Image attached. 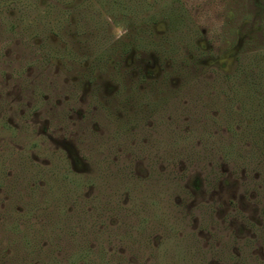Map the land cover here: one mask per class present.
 Instances as JSON below:
<instances>
[{
	"label": "rangeland",
	"instance_id": "rangeland-1",
	"mask_svg": "<svg viewBox=\"0 0 264 264\" xmlns=\"http://www.w3.org/2000/svg\"><path fill=\"white\" fill-rule=\"evenodd\" d=\"M264 0H0V264H264Z\"/></svg>",
	"mask_w": 264,
	"mask_h": 264
},
{
	"label": "flooded vegetation",
	"instance_id": "flooded-vegetation-1",
	"mask_svg": "<svg viewBox=\"0 0 264 264\" xmlns=\"http://www.w3.org/2000/svg\"><path fill=\"white\" fill-rule=\"evenodd\" d=\"M263 206L262 209L259 210L260 213V221L257 223V225L259 224H263V219H264V201L261 203Z\"/></svg>",
	"mask_w": 264,
	"mask_h": 264
}]
</instances>
